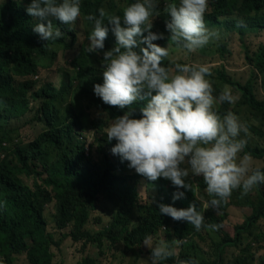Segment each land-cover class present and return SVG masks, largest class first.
I'll return each instance as SVG.
<instances>
[{
  "label": "trees",
  "instance_id": "obj_1",
  "mask_svg": "<svg viewBox=\"0 0 264 264\" xmlns=\"http://www.w3.org/2000/svg\"><path fill=\"white\" fill-rule=\"evenodd\" d=\"M117 1L127 5L137 2L80 0V16L87 38L93 30V24L84 17L88 14L98 17L101 7L110 14L122 17L123 8H115ZM23 3L24 0H5L0 5V120L3 125L0 134V264H19L21 259H24L23 264H58L54 261L52 249L54 246L60 248L68 237L74 242H83V253H87L77 264H98L87 250L96 245L102 253L104 241L109 243L112 251L122 247L124 252L136 253L137 259H140L144 251L149 256L151 254V247L146 250L144 246L145 238L151 237L152 247H155L160 244L162 232L166 236V243L174 250L178 246L180 257L176 260L174 255L160 264H179V261L194 264H246L249 258L264 264V228L260 223L264 221V184L255 186L246 195H242V188L235 189L227 202H222L218 208H205L204 203L215 197L209 196L201 177H189L193 185L192 192H185L184 198L174 201L172 197L177 189L171 182L163 178L152 182L137 174L127 161L111 152L116 140L109 141L105 132L97 138L101 160H90L92 147L90 143L87 146V138L75 130L76 118L70 116L63 120L58 115L56 102L62 93L61 89L52 82L39 83L34 78L39 72V62L48 56L52 45L62 43L71 49L75 44L74 22L63 24L53 18L52 24L60 27L63 35L55 41H43L32 30L39 21L37 18L33 22L28 20ZM169 3L179 4V0H157L156 12ZM207 5L204 14L207 29L222 28L227 33L236 31L241 40L248 33L264 32V0H207ZM165 18L170 19L160 16V21L153 24L151 30L154 33L170 35L165 23H162ZM88 45L79 43L72 70H61L63 85L83 94L92 93L94 84L103 83L99 71L101 66L97 63L98 55L89 54ZM104 46V51L115 46L111 31ZM225 46V42L219 41L220 55H224ZM136 51L139 52V48ZM263 57L264 45H261L255 58L251 59L252 64L260 66ZM162 65L169 66L166 61ZM219 65L209 67L211 75L207 77L212 82L213 96L217 97L214 105L217 114L223 118L228 112L236 111L234 105L239 97H234L232 103L218 100L220 93L228 86L240 93L244 105L252 112L264 115V96L259 91L258 72H254L246 82H240L229 75L224 65ZM145 103L134 102L131 106L133 118L141 117L140 109ZM102 108L112 120L127 111L103 102ZM28 114H32L31 122L42 124L41 131L29 142L10 145L13 141L10 132L19 130L18 122ZM245 121L241 120V123L247 127L248 133L242 131L238 139L247 135L249 140L239 157L249 154L254 161L258 159L264 162V145L260 143L264 130L259 131L256 125ZM107 141L112 144L110 149L106 146ZM49 156L54 158L47 159ZM35 160L40 162L34 164ZM252 168L264 172V163L255 167L252 165ZM24 176L33 179L32 186L24 180ZM151 187L156 190L155 195L151 194ZM253 196V199L248 200ZM243 198L251 215L243 223L234 224L229 209ZM192 203L196 204L197 210L206 219L205 226L199 231L190 223L174 221L160 214L157 206L166 204L180 209ZM51 204H55L54 221L57 229H71L59 242L48 232L45 213ZM98 208L103 212H99ZM92 221L93 224L99 223L102 228L98 233L89 228ZM209 224L219 225V228L210 229L206 227ZM245 239L248 240L244 244ZM174 240L182 243L174 245ZM199 242L213 245V260H196L203 257L199 252ZM229 249H236L237 254L223 263L225 252Z\"/></svg>",
  "mask_w": 264,
  "mask_h": 264
},
{
  "label": "clouds",
  "instance_id": "obj_2",
  "mask_svg": "<svg viewBox=\"0 0 264 264\" xmlns=\"http://www.w3.org/2000/svg\"><path fill=\"white\" fill-rule=\"evenodd\" d=\"M207 6V0L169 3L167 13L161 15L170 17L165 22L168 40L195 52L218 38V33L205 26ZM157 7V0H137L123 8L122 17L108 13L103 7L98 9V17L94 14L84 17L93 24L87 52H102L103 83L94 84L93 92L104 104L127 109L106 128L107 139L116 140L111 152L127 161L137 174L152 182L160 178L170 181L177 189L174 201L184 198L185 192H192L190 176L201 177L209 196L215 197L206 202L205 208H218L227 202L233 190L242 188V195H246L255 186L264 184V172L252 168L251 155L239 157L247 141L238 137L242 131L248 133L247 127L232 112L221 118L214 110L217 97L213 96L212 82L207 78L211 75L209 67L162 65L169 49L154 43L164 38L163 33L151 30L152 17L158 15ZM26 13L31 22L33 17L39 21L32 30L41 40L55 41L63 33L53 28L52 19L63 24L75 22L81 15L80 0H30ZM109 31L114 34L115 46L104 51ZM218 100L234 102L228 86ZM137 101L146 103L140 109L141 117L133 118L131 106ZM157 206L160 214L190 223L197 231L205 226V217L195 203L180 209L166 204ZM206 227L216 230L219 225ZM172 243L179 245L182 241ZM144 246L151 247V264H160L176 254L163 241L152 247L151 237L145 238ZM179 264L194 262L179 261Z\"/></svg>",
  "mask_w": 264,
  "mask_h": 264
},
{
  "label": "rangeland",
  "instance_id": "obj_3",
  "mask_svg": "<svg viewBox=\"0 0 264 264\" xmlns=\"http://www.w3.org/2000/svg\"><path fill=\"white\" fill-rule=\"evenodd\" d=\"M5 0H0V5H2ZM29 1L23 3V6L27 8ZM127 4L124 2H116V9L126 7ZM167 7V6H166ZM166 7L161 8L158 12V15L154 14L152 17L153 24L160 21V16L166 12ZM169 18L162 20V23L168 21ZM33 21H37L33 17ZM54 29H59L53 25ZM74 29L76 35V42L71 49H67L62 43L58 45H52L49 50L48 56L41 60L39 66V77L36 79L37 82L43 83L44 81L52 82L56 87L61 89L62 93L60 98L57 100L58 115L62 116L63 120L69 119L70 116H73L77 120L75 130L77 129L83 137L87 138V146L89 143L92 147V154L90 160L94 162H99L101 160V153L99 151V145L97 143V138L101 135L102 132L106 133V128L113 121L109 118L108 114L102 108V101L97 97L94 92L90 94H83L78 92L72 87L63 85V77L61 75V70H72V61L77 54L76 46L79 43L85 42L89 44V40L85 35V25L82 19V16L78 17L74 22ZM210 32L218 33V38H213L206 44L204 47L197 49L195 52H188L186 49L178 47L168 40V35L163 34L164 38L157 42L161 47H167L169 49V55L164 59L168 63V68H173L175 64H199L206 65L210 68L219 67L224 65L227 69V72L233 79L240 82H246L248 78H251L254 72H258L259 77V91L260 94L264 96V57L261 60L262 64L253 65L251 62L252 58H255L256 54L259 52L260 46L264 45V32L260 33H248L245 35L244 39H240L236 31L227 33L223 31L222 28H213L209 27ZM62 32V31H61ZM71 41V38L68 42ZM219 41L226 43L224 55H220V50H218ZM107 51V50H106ZM98 55L97 63L101 66L102 73V52ZM231 90V93L234 97H239L234 105L235 110H232V113L235 114L239 121L246 119L245 123L256 125L254 126L259 131L264 130V115L261 113H255L250 110L247 105H244L242 98H240V93L237 92L234 88ZM243 103V104H242ZM2 110L0 106V111ZM32 114H28L26 118L21 119L18 122L19 130H12L10 132L11 139H13L10 145L20 144L29 142L34 139L37 134L42 129V124H37L34 121H30ZM27 119V121H26ZM102 121V122H101ZM95 124V125H94ZM3 131L2 120H0V134ZM256 136V135H255ZM258 137V136H256ZM260 138V137H259ZM241 139H245L248 142V137L243 136ZM256 139V138H255ZM261 140V144L264 145V137ZM256 141H258L256 139ZM107 147L109 148L112 144L107 141ZM106 149V147H104ZM110 149V148H109ZM51 156L47 159H53ZM122 160H120L121 162ZM40 160H35L34 164H37ZM264 162L261 160L252 159V165L259 166L263 165ZM191 177V176H190ZM24 180L32 186L33 179L27 178L24 176ZM147 185V184H146ZM122 189V187H119ZM145 193V190H143ZM151 194L155 195L156 190L151 187ZM145 196V195H144ZM247 197H245L246 199ZM249 198L248 200L253 199ZM201 199V198H200ZM205 205V203H204ZM99 212H103L98 208ZM55 214V204H51L46 209V219L48 222V232L52 234L54 240L59 242L63 239L64 234H68L71 229L58 230L54 221ZM230 219L234 224H241L243 221L251 215V210L248 208L247 203L245 204L244 198L239 200L235 206L229 209ZM94 220V219H93ZM206 220V219H204ZM103 222V221H102ZM104 223V222H103ZM264 228V221L260 222ZM91 230L95 233H98L102 228L99 227V223L93 224V221L88 225ZM103 227V225H102ZM98 230V231H97ZM97 231V232H96ZM160 243L165 241V234L161 233ZM248 239H245L244 244ZM108 242L104 241V248L102 253H100L99 248L96 245L90 246L87 250L88 254L97 260L98 264H151L150 256L147 252L144 251L143 255L140 256V259H137L136 253H126L124 248H119L117 251H112L108 246ZM153 246V243H152ZM199 252L203 257L196 259L198 262L200 260H213L215 258V252L213 245L209 246L198 243ZM83 242L77 243L71 237H68L63 241L60 248L56 246L53 247L54 261L58 264H77L81 260V257L84 256L83 253ZM150 247L146 248L149 249ZM175 258L176 260L180 257V252L178 246H176ZM192 251V250H191ZM195 250V252H197ZM227 252V254H226ZM225 252L223 257V263H226L230 260L235 254H237L236 249H229ZM249 258V257H248ZM24 259H21L19 264H23ZM246 264H259L257 261L249 258V261Z\"/></svg>",
  "mask_w": 264,
  "mask_h": 264
}]
</instances>
